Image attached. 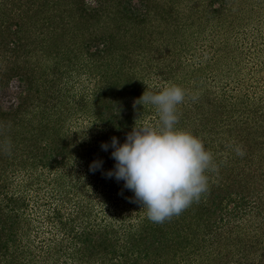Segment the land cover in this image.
Instances as JSON below:
<instances>
[{
  "label": "trees",
  "instance_id": "obj_1",
  "mask_svg": "<svg viewBox=\"0 0 264 264\" xmlns=\"http://www.w3.org/2000/svg\"><path fill=\"white\" fill-rule=\"evenodd\" d=\"M184 4L188 12L182 13ZM235 4L0 0V264H264V96L240 83L233 94L223 83L241 76L237 56L234 64L225 62L228 71L213 69L211 63L220 66L223 60L220 52L231 56L229 38L211 46L207 37L202 41L210 27L235 33ZM258 5L264 10V0ZM259 47L262 54L264 42ZM188 53L199 54V64L186 65ZM214 73L223 75L220 84L211 80ZM75 74L96 80L92 96L72 97L69 81ZM155 75L186 91L177 127L199 136L213 161L198 201L163 223L149 220L146 209L136 223L111 210L113 203L132 208L133 200L143 206L132 190L113 183L114 176L107 175L100 193H88L91 151L74 147L66 124L83 113L102 132L130 133L158 113L152 105L135 104L152 91ZM13 82L18 90L10 96ZM37 169L60 175L53 198L42 205L50 208L57 237L49 244L42 240V251L24 239L35 229L25 214L35 201L30 192L36 180L14 187L18 174L33 178ZM67 176L71 180L65 182Z\"/></svg>",
  "mask_w": 264,
  "mask_h": 264
},
{
  "label": "rangeland",
  "instance_id": "obj_2",
  "mask_svg": "<svg viewBox=\"0 0 264 264\" xmlns=\"http://www.w3.org/2000/svg\"><path fill=\"white\" fill-rule=\"evenodd\" d=\"M259 2L260 0H236V4L235 6L234 5L232 6V9L234 10V13H238V15L236 16L233 14L234 17L236 16L235 20L234 18L232 19L231 17H229V24H231V21L234 20L232 23H234V26L236 27L234 30L235 33H233V31H230L228 32L229 33L228 34L227 32H225V29L224 31H221V33L220 32L217 33L212 27H210L211 29L209 30H204V33H202L203 42H204V37L208 38L206 39V41H208L207 46H211L214 43V41H217L221 38L222 40H226L229 38V43L231 45V48H230L231 56H230V53L228 54L225 50L220 52V56L223 60L218 63L220 66H216V63L214 62L211 63V65H213L214 70H215V67H221L222 71L224 70L228 71V67L225 62L234 64V55L237 56V59L239 62L242 61L239 67V69H241L242 71V74L240 77H233V76L230 77L226 74L228 77H226L225 80H223V75L222 76L220 75L218 77L217 73H214L210 77L211 80L212 78L215 77V80L213 82L218 81V84H220L221 80H223V83L225 84L224 81L227 80V82L229 83L228 89L233 94H238L237 92L240 91L238 87V83H240V86L243 89L246 88L245 86L248 87V90L252 89V94L258 98L261 96H264V52L262 54L258 53V50L261 48L259 47L260 44L264 42V10H261L259 8L260 6L258 5ZM184 5H185V8H182V13H185L187 11L186 4ZM240 14H242L241 16H244V17L240 18ZM219 34L220 36L224 35V37H219ZM202 47H206V46H202ZM230 49H227V51L230 52L229 51ZM262 49H264V47ZM188 55H189L188 61L184 62L186 65L193 63V66H195L199 64V59L201 58L199 54L194 56L193 53H188ZM207 56H208L207 57L208 59L213 58L214 57L213 52ZM215 57L218 58V55L217 56L215 55ZM205 62H207V60ZM49 64L53 65L52 63H49ZM182 74L183 73H181L180 75L181 77L183 76ZM153 78H156L155 80H153L155 82L152 84L149 83L150 87L152 88V91L161 90L164 87L174 85V84L166 83V81H164L161 76L158 77V75H155ZM95 82L96 80L89 79L88 77H86L85 74L79 75V76L78 74H75L74 76L71 77V80L69 81V85H70L69 91L71 92V94H73L72 97L78 96L76 98L78 100L80 99L81 95L90 94V96H92V93L95 87L97 86ZM235 83H237V85ZM244 83L245 85L243 86ZM17 90H18V83L17 82L11 83L9 87L10 96L12 95V93L14 92L16 93ZM243 91L245 92V90ZM10 101L11 100H8V102ZM6 104L9 106L8 103ZM151 110L152 112L153 110L157 112L156 108H153V109L151 108ZM158 116H159V113H152L151 115L146 116L144 120L141 121V123L151 124L154 127H158V121L156 119ZM66 126L69 129V133H68L69 139L73 143L74 147L75 148L79 147L80 150L81 148L82 149L84 148L83 152L85 151L86 154L91 151L89 158L87 159L88 163L86 165V170L85 169L83 170L80 169V170L84 172V170L87 171V169L89 168V171L85 172V176L87 177V189L89 190L88 193L91 196L96 195L95 193L97 192L100 193V190L102 186L104 185V183H107V181L105 182L104 180L105 178H107L106 172L108 173L110 170H113L114 169L113 166L116 163L115 159L112 157V152L114 151V149L111 147L112 138L113 137L119 138L120 143L123 144L126 141L128 133L123 134V135H119V134L115 135V133L110 132L108 128L102 132V130L96 124V122L91 120L87 115L83 113L77 114L72 119H69ZM104 137H106L105 141H101V139ZM104 143L109 144L108 150H104L102 148V144ZM92 153H93V157L91 156ZM97 161L102 162V167H99L98 169L93 170L92 168L93 162H97ZM21 168L22 166H20V169ZM41 171H42L41 169H37V171H35L36 173L33 178L29 177L30 174H18V179L15 180L14 182L15 184L14 187L20 188V186L23 184H25L26 186L28 181L31 182L34 179L36 180L35 188L31 190L30 192V195L35 198V201H31L30 203L31 206L28 209L29 213L25 214L27 218H30L33 221L32 226L35 229L32 230V233L30 234V236L28 235L24 236L25 243L27 242L31 243L33 245L32 247L36 248V250H39V248H41L42 240H45L44 242L46 244H49L50 241H52L53 239L57 237L53 233L55 232L53 228V222L51 220L50 215H48V212H50V208L45 207V206L43 207L42 205H43V202L44 203L48 202L49 199L53 198L51 197L50 194L53 191V189L56 188V186L59 187L57 183L60 181L57 180V177L60 175L58 174L56 175V173L49 175L47 171L45 173H42ZM40 174H44L41 179L39 178ZM64 180L65 182H67L71 180V177L67 176L66 178H64ZM95 180L98 183H96ZM113 183H116V184L118 183L119 185H123L125 187V181L123 180L118 181L115 178ZM22 188H25V187L23 186ZM133 196L135 199V193L133 194ZM120 197L123 200L125 199L123 198L122 194L120 195ZM57 198L60 199L58 195H57ZM56 204L61 206V202H58V203H55L53 208L57 207ZM73 204L74 203L67 205L66 212H68V214L73 213L72 212V210H74ZM113 204H112L111 210L112 211L117 210V211H114V213L118 212L117 214H119L120 216V214L124 212L125 215L131 216L132 217L131 220L134 222L138 221V215H142V213L146 214L145 213L146 208H143V206L137 205L134 202V200H133L134 206L132 208L130 207L129 204H125V206H121V207H125V209L121 207H117L118 208L117 209L116 204L115 203ZM120 205H123V203H120ZM128 207L132 209V211L130 212L127 211ZM138 207L140 208L139 210H137ZM218 215L219 217L222 216V214L220 213ZM219 217H216V218H219ZM99 221L101 220L99 219ZM39 251H42V250H39Z\"/></svg>",
  "mask_w": 264,
  "mask_h": 264
},
{
  "label": "clouds",
  "instance_id": "obj_3",
  "mask_svg": "<svg viewBox=\"0 0 264 264\" xmlns=\"http://www.w3.org/2000/svg\"><path fill=\"white\" fill-rule=\"evenodd\" d=\"M185 95L179 85L147 89L135 104L154 106L159 126L136 124L123 144L117 137L111 141L116 165L107 175L125 181V187L135 193L137 202L147 209L148 219L155 223L180 215L208 186L212 153L199 136L177 127L178 106ZM102 148L108 150L109 144ZM99 167L102 162H93V170Z\"/></svg>",
  "mask_w": 264,
  "mask_h": 264
}]
</instances>
